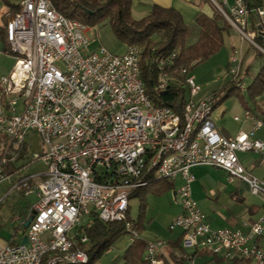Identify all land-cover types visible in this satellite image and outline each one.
Listing matches in <instances>:
<instances>
[{
  "label": "built area",
  "instance_id": "built-area-1",
  "mask_svg": "<svg viewBox=\"0 0 264 264\" xmlns=\"http://www.w3.org/2000/svg\"><path fill=\"white\" fill-rule=\"evenodd\" d=\"M210 1L240 41L264 55V7L250 8L246 0ZM250 20L260 31L250 29ZM90 33V27L60 14L51 0H20L5 25L15 63L0 79V135L6 137L0 183L8 180L9 153L25 144L29 131L46 147L33 156L46 169L28 215L34 213L24 232L27 242L0 245V264H87L85 231L94 219L124 223L133 243L140 235L129 217V197L154 180L180 182L175 198L181 212L168 229L182 234L183 249L264 264V246L256 242L264 233V179L238 158L256 153L264 165V142L254 138L264 121L245 111L243 121L251 129L224 137L211 118L212 96L199 97L201 86L188 68L174 70L176 78L171 74L175 54L161 56L151 48L149 61L158 72L154 92L172 85L186 91L180 109L175 102L154 106L140 78L143 47L129 46L122 55L102 46L91 50ZM240 72L241 58L233 51L227 74L236 81ZM203 166L224 172L229 182L246 183L263 203L259 217L242 228L212 229L191 193L193 170ZM14 222L23 224L19 217ZM166 246L162 240L145 242L143 261L162 264Z\"/></svg>",
  "mask_w": 264,
  "mask_h": 264
},
{
  "label": "rangeland",
  "instance_id": "rangeland-1",
  "mask_svg": "<svg viewBox=\"0 0 264 264\" xmlns=\"http://www.w3.org/2000/svg\"><path fill=\"white\" fill-rule=\"evenodd\" d=\"M14 4H18L20 0H9ZM219 1V0H218ZM133 18L141 19L137 12H133ZM233 30V29H232ZM91 32L95 37L94 43L90 46L91 50H95L99 46L104 47L108 52L116 55H122L126 52L127 46L119 42L113 35L107 21L102 22L91 28ZM91 33L89 36L92 35ZM154 41H158V37H153ZM231 46L241 48V72L238 80L241 79L240 84L242 89L236 88L231 93L230 97L224 102L220 103L213 109L211 118L216 128L219 131H225L230 135H235L239 130H247L249 124L243 122V114L245 111L251 114L259 115L264 108V93L257 97H251L247 91V86L252 82L259 69L264 65V55L257 49L252 47L248 42H240L239 36L233 30L229 34L224 35L223 46L221 49L208 61L199 64L192 70V74L196 82L201 86L199 97L211 96L218 92L219 96L224 92L220 91L221 86L226 84L230 78L226 74L227 60L231 54ZM260 53V54H258ZM11 59L7 60L8 65L15 63L13 54L9 53ZM5 60L0 58V69L4 66ZM234 117H239L241 121H234ZM257 136H260L259 134ZM25 151L24 158L14 160L13 165L22 169V173L36 174L44 171L46 167L40 160H34L33 156L42 154L46 151L39 135L34 131H29L25 137ZM6 147V137L0 135V156L4 153ZM10 156V155H9ZM238 158L243 166L248 171L253 172L258 167L256 162L259 155L256 153H238ZM259 174L258 171H255ZM195 182L191 185V193L193 199L197 202L198 207L207 216L208 222L213 228L229 227L222 221V217H229L239 213L244 207L257 206L259 199L251 195L238 180L229 182L224 172L213 167H198L194 170ZM16 181V177L11 175L9 180L0 183V197L3 196L4 191L10 184ZM180 185L176 181L174 187ZM174 190L169 189L161 195H153L151 192L146 194V213L144 218V228L142 229L140 239L148 242L156 238V240L167 241L172 235L168 227L175 215L179 211L180 203L173 195ZM18 192L13 191L10 197L5 200L0 212V239L9 241L15 223L8 219L11 215V206L14 202H19L25 205L27 202L34 203V196H29L26 200H21L16 197ZM13 201V198H15ZM237 197V198H236ZM244 198L245 206H242L239 199ZM239 198V199H238ZM139 199H129V217L135 220L138 215ZM245 213V214H244ZM245 219L248 218V213L244 212ZM223 225V226H222ZM20 233L16 238H19ZM130 245V238L128 234H123L110 247L109 251L103 253L96 261L91 264H124L125 250Z\"/></svg>",
  "mask_w": 264,
  "mask_h": 264
},
{
  "label": "trees",
  "instance_id": "trees-1",
  "mask_svg": "<svg viewBox=\"0 0 264 264\" xmlns=\"http://www.w3.org/2000/svg\"><path fill=\"white\" fill-rule=\"evenodd\" d=\"M51 2L54 8L68 19L78 21L90 28L107 21L113 35L119 42L127 47L132 45L143 47L140 78L146 94L154 106H163L175 102L177 109H180L186 91L172 85L163 93L154 92V86L158 81V72L154 64L149 61L151 48L161 56L175 54V64L169 71L176 78L177 73L174 70L185 67L192 74V70L196 66L211 59L223 46L224 35L229 34L232 29L217 10L214 11L211 18L200 13L195 16L192 23L185 24L178 11L156 5L151 7L145 17L136 20L131 14L132 0H51ZM246 3L250 8L264 7V0H246ZM257 28L258 26H253L252 30L256 31ZM155 36L159 38L158 41L153 40ZM256 42L261 43L258 37ZM240 82L241 79L236 81L230 79L220 88V91L224 92L223 95L219 96L218 92L213 93L211 95L213 109L227 100L234 89L238 88L237 84ZM247 91L251 97H257L264 93V65L247 86ZM261 115L264 121V111ZM24 151L25 145H21L17 150V159L24 158ZM173 186L174 183L167 180H154L149 182L146 187L131 193L129 198H138L139 206L137 218L134 221L128 220L133 222V227L138 233H141L144 228L143 223L147 208L146 194L151 192L158 196L169 189H173ZM85 233L88 238L86 252L89 260L87 264H91L109 250L111 245L126 232L124 223L104 224L98 219H94L93 225ZM181 239L182 234L170 241L169 245L180 251L182 249ZM10 243L14 242L11 241ZM144 250L145 242L142 239L135 240L127 248L123 256L124 261L126 264H147L141 260ZM206 253L210 252L207 251ZM229 262L236 264L242 260L233 258Z\"/></svg>",
  "mask_w": 264,
  "mask_h": 264
},
{
  "label": "crops",
  "instance_id": "crops-1",
  "mask_svg": "<svg viewBox=\"0 0 264 264\" xmlns=\"http://www.w3.org/2000/svg\"><path fill=\"white\" fill-rule=\"evenodd\" d=\"M215 1L217 3L220 2V0L219 1L215 0ZM232 2H233V0H228L229 4H232ZM18 4L16 5V4L10 2L9 0H0V58L5 60L4 66L0 69V79L3 76H7L14 66V63L11 64L10 66L7 63V60L11 59V58L9 57L10 52L8 50V47L6 44V39H5V25L10 20V18L18 11ZM153 5H156V6H159L162 8H170V9H174V10L178 11L185 24L192 23L195 16L200 14V13L211 18L214 14V11L216 10L214 4L210 0H132V8H131L132 17H134L133 12H137L138 15H140V17H142V18L145 17L149 13V11ZM249 26H250V29L252 30L253 26H254V22L250 20ZM231 31H233V30L231 29L230 32ZM240 42H243V41H240ZM233 51L240 54V56L242 55L241 54V52H242L241 48L231 46V54ZM13 59H14V57H13ZM227 66H228V60H227ZM226 74H227V67H226ZM0 94H1V84H0ZM259 111H260V113L258 116L255 114H253V115L263 121V119H262L263 117L261 114L264 111V108L262 110H259ZM243 122L248 123L249 128L247 130H239L238 132L248 131L249 129H251L252 124L249 121H243ZM219 132L226 138H234L238 134V132L235 135H230L229 133H227L225 131H219ZM258 134L260 136H257ZM254 138L264 142V127L255 133ZM9 155H10L9 156L10 162L4 167V174L8 177V180L11 178V175H14V177H16V181H14L12 184L8 183L10 186L6 188V190L3 193V196L0 197V212L2 210V205L6 203L5 200L8 197H10L11 194H13L14 190H16L18 192L16 197L21 199V200H26V198H28L29 196H34V203H35V201H36V194H35L36 187L40 183V181L43 179V175L45 172V170H44V171L38 172L36 174H30V173L25 174V173H22V169L17 168L15 165H13V169H10V166L12 165L13 161L17 160V151H15L14 154H12V152H10ZM256 162L258 163V167H257V169H255L251 173L254 176H256L257 178L264 179V165H260V163H259L260 158L257 159ZM194 170H193V174H194ZM255 171H258L259 174H256ZM194 177H195V175H194ZM21 181H25L26 186H24V184H22ZM238 182H240V184H242L243 187L249 192V188H248L246 183L239 181V180H238ZM175 183H174V186H175ZM174 186H173V190H174L173 195L176 196L177 186L176 187H174ZM16 197L13 198V201H15ZM244 200H245L244 198L240 197L239 202L242 206H245ZM33 204L30 205V203L27 202V204L23 205L20 203V200H19V202L18 201L14 202V204L11 206V215H10L8 220L12 223H15L16 227L14 228L9 241H5L3 239H0V245L1 246L6 245L11 241H13L14 243H17V242H20L22 240V238L24 236L25 229L23 228V224L21 226H19V223L14 222V219H15V217H19L20 221L24 223L28 219V215H29L30 209H31ZM262 211H263V203H262L261 199H259L257 206L247 207V208L243 207L239 211L237 216L234 214L233 217H232V215H228L229 217H222L223 218L222 222L227 226L230 225L229 227H226L223 225L222 226L226 227V228H233V229L242 228L244 223H249V222H253L254 220H256L259 217V215L262 213ZM180 212H181V206L179 208V211L175 215V217L178 214H180ZM244 212L248 213L247 219H245V217L243 216ZM209 224H210V221H209ZM210 227L212 229H217V228H213L211 224H210ZM218 228H222V227H218ZM19 233H20L19 238H16ZM171 233H172V235L167 239V241H165L167 243V246L162 250V254L160 255V259L162 260V264H232L231 262H229L231 259H226L223 255L214 256L210 253H206L207 252L206 250H202V249L190 250V249H183L182 248L180 251H178L177 249L172 248L169 245V242L173 241L177 236H179L180 232L175 231V232H171ZM144 242H146V241H144ZM256 242L260 246H264V233L261 237L256 239ZM86 248L88 249V245L86 246ZM126 250H125V252H126ZM108 251L109 250H107L106 252H108ZM144 253H145V250H144L142 257H141L142 261H143ZM124 264H126V261H124ZM233 264H235V263H233ZM236 264H251V263L242 261V262L236 263Z\"/></svg>",
  "mask_w": 264,
  "mask_h": 264
},
{
  "label": "water",
  "instance_id": "water-1",
  "mask_svg": "<svg viewBox=\"0 0 264 264\" xmlns=\"http://www.w3.org/2000/svg\"><path fill=\"white\" fill-rule=\"evenodd\" d=\"M260 27L258 26V30L260 31ZM259 39H261V37H259ZM34 217V213H30V216L28 217V219L23 223V228L27 229L29 224L31 223V221L33 220ZM27 242V238L26 236H23L22 240H21V244H25Z\"/></svg>",
  "mask_w": 264,
  "mask_h": 264
}]
</instances>
